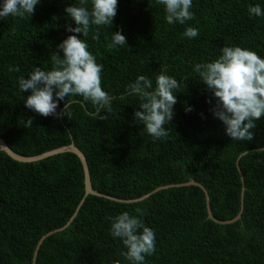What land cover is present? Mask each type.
<instances>
[{"label":"trees","instance_id":"obj_1","mask_svg":"<svg viewBox=\"0 0 264 264\" xmlns=\"http://www.w3.org/2000/svg\"><path fill=\"white\" fill-rule=\"evenodd\" d=\"M74 0H42L27 18L0 19V136L20 155L39 156L75 143L84 153L93 188L134 200L156 189L195 181L198 185L160 190L137 203L89 194L80 158L66 152L37 162H19L0 147V264H128L126 251L110 233L111 218L127 210L156 234L155 253L145 264H264V117L252 141H232L213 116L215 97L199 81L194 65L211 61L224 46L239 45L264 57V18L250 17L249 5L264 0H193L194 19L168 24L157 0H119L112 29L94 26L87 42L103 64L102 86L115 99L100 120L91 102L75 103L69 118L42 116L20 99L21 76L51 67V54L74 25L65 12ZM189 25L199 36L182 34ZM123 30L128 46L109 48L111 30ZM99 34V39L95 37ZM82 37V34H77ZM63 55V53H60ZM19 71H9V68ZM167 72L180 82L167 140H153L134 120L139 99L128 85L139 74L153 80ZM30 93L25 92L26 98ZM190 106L191 111H186ZM60 102L58 111H63ZM21 118L33 119L30 128ZM247 152V155L242 153ZM242 172V173H241Z\"/></svg>","mask_w":264,"mask_h":264},{"label":"clouds","instance_id":"obj_2","mask_svg":"<svg viewBox=\"0 0 264 264\" xmlns=\"http://www.w3.org/2000/svg\"><path fill=\"white\" fill-rule=\"evenodd\" d=\"M42 0H0V19L9 16L18 18L31 17ZM163 6L168 24L185 25L194 19L191 11L193 0H157ZM119 0H74L65 8L67 17L74 22L66 27L72 33L57 45L51 54V67H35L26 77L18 80L22 93L20 99L26 108L42 116L69 118V109L81 101L91 102L96 108L93 113L98 119H106L102 112H111L115 99L102 86L103 64L90 51L87 38L95 26H109L112 29L117 15ZM250 17L264 18V7L257 3L249 5ZM82 34L83 38L79 35ZM189 40L199 36V29L189 25L182 34ZM99 39V34L95 37ZM128 46L123 30L112 31L109 48ZM63 53L61 55L60 53ZM9 71H19L9 68ZM194 71L199 81L207 86L215 97L213 116L224 125L225 134L232 141H252L253 129L257 121L264 117V57L256 51L239 45L224 46L218 58L197 63ZM128 94L139 99V107L133 114L137 124L144 126L143 132L153 140H167L170 132L165 127L171 124L175 115L177 90L180 82L174 77L161 72L155 79L139 74L128 86ZM30 94L25 98L23 93ZM64 102L63 111H58L60 102ZM190 106L186 111H191ZM21 124L30 128L33 119L21 118ZM3 146V145H0ZM5 147V146H3ZM242 155H247L245 151ZM133 215L124 210L111 218L110 233L114 239L122 242L126 251L122 256L128 264H145L146 258L156 250L155 230L142 219V212Z\"/></svg>","mask_w":264,"mask_h":264},{"label":"water","instance_id":"obj_3","mask_svg":"<svg viewBox=\"0 0 264 264\" xmlns=\"http://www.w3.org/2000/svg\"><path fill=\"white\" fill-rule=\"evenodd\" d=\"M0 145H3V146H0L1 149L3 151H5L10 157H12L13 159L19 161V162H25V163H30V162H37V161H40V160H43V159H46V158H49V157H52L54 155H58V154H62V153H66V152H72L74 154H76L82 164H83V167H84V172H85V185H86V196L89 195V194H92V195H97V196H102V197H105V198H108L110 200H113V201H116V202H120V203H137V202H141V201H144L145 199H147L149 196H151L152 194L160 191V190H163V189H170L172 187H183V186H188V185H198L200 186L206 193V196H207V202H208V213L209 214V218L220 223V224H232L238 220H240L242 218V213H243V209H244V194H245V190H246V186H245V182H244V177L243 175H241L242 177V181H243V185H242V210L240 211V213L237 215V217H235L234 219L232 220H227V221H221L219 219H217L215 216H214V213L212 211V208H211V204H210V197H209V194L207 192V190L205 189V187L203 185H201L200 183L198 182H195V181H189L187 183H181V184H173V185H167V186H163V187H160L158 189H156L155 191H153L152 193L148 194V195H145L141 198H138V199H134V200H125V199H118V198H115V197H111V196H108V195H105V194H102L98 191H96L94 188H93V185H92V180H91V174H90V169H89V166H88V162H87V159L84 155V153L76 146L75 143H71L70 145H67V146H63L61 148H58V149H55V150H52V151H49V152H45L39 156H33V157H27V156H24V155H20L18 154L17 152H15L13 149H11V147L7 144V142L0 136ZM242 173V172H241ZM85 200V199H84ZM83 200V202H84ZM83 202L80 204L79 208H78V212L80 211V207L81 205L83 204ZM78 212L75 213V215L72 217V219L69 221V223L64 226L63 228H60V229H56L54 231H51L49 233H47L39 242V245L37 247V250L35 252V256H34V263L33 264H36V260H37V256H38V253H39V249L41 247V245L43 244V242L51 235L57 233V232H60L62 230H64V228H67L71 223L72 221L75 219L76 215L78 214Z\"/></svg>","mask_w":264,"mask_h":264}]
</instances>
